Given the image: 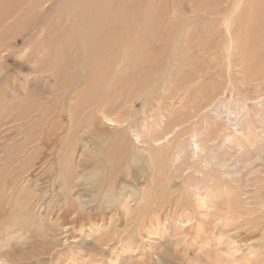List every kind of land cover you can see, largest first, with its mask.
<instances>
[{
  "label": "rangeland",
  "instance_id": "1",
  "mask_svg": "<svg viewBox=\"0 0 264 264\" xmlns=\"http://www.w3.org/2000/svg\"><path fill=\"white\" fill-rule=\"evenodd\" d=\"M0 54V264H264V0H0Z\"/></svg>",
  "mask_w": 264,
  "mask_h": 264
},
{
  "label": "bare ground",
  "instance_id": "2",
  "mask_svg": "<svg viewBox=\"0 0 264 264\" xmlns=\"http://www.w3.org/2000/svg\"><path fill=\"white\" fill-rule=\"evenodd\" d=\"M82 7V5H81ZM70 13V17L71 19L73 20V22H75L76 24L77 23H81L79 22L78 20V17L77 15H75V12L71 13V11L69 12ZM82 14V13H81ZM10 19L13 18L12 17H9ZM90 19V18H89ZM9 20V19H8ZM85 27V26H84ZM226 29L228 31V33L230 34V36L232 37V32H231V28L229 27V25L226 26ZM88 36V35H87ZM86 36V37H87ZM88 40V39H87ZM87 42V41H86ZM84 43V42H83ZM232 45H233V40H232ZM85 49V45L83 46H80V48H78V51L77 53L79 54L80 52L82 53V51ZM236 49V48H235ZM1 55V54H0ZM81 55V54H80ZM88 61V60H87ZM84 66V65H83ZM87 110V109H86ZM89 114V113H88ZM85 120H87V117H84ZM106 122L108 124H106V127L110 128L112 126H114L115 128H110V129H115L114 131H119L120 130V122L119 121H115L114 119L110 118V117H106ZM88 121H81V125L83 124H86ZM117 125V126H116ZM103 133H106L105 131H103ZM58 134L54 131V126L53 125H50L49 128L47 129V131L45 132V135L41 136L39 139L33 141V142H30L28 145H29V149L26 151V153L28 154L27 158H26V162H28L31 158H35L36 155H38V152L37 150H39V147L42 145L43 147L45 146V144H48L49 142V138L50 137H55L57 139V136ZM106 137H109V138H113V139H117L118 137L115 136V135H112L110 133H107ZM159 140L155 139L154 137H150L149 138V142H147L148 144V147L150 149L156 147L155 144L158 143ZM44 148L41 149V151H43ZM86 148L83 150L85 151ZM145 152V150H144ZM144 159L147 160V158H149L148 156H145L143 155L142 156ZM147 157V158H146ZM63 222V221H62ZM71 229V227H67L66 228V232H68L69 230ZM154 237V236H153ZM241 238V237H240Z\"/></svg>",
  "mask_w": 264,
  "mask_h": 264
}]
</instances>
